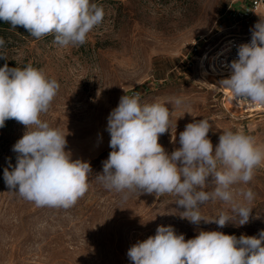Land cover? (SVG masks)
<instances>
[{"label": "rangeland", "instance_id": "374dc122", "mask_svg": "<svg viewBox=\"0 0 264 264\" xmlns=\"http://www.w3.org/2000/svg\"><path fill=\"white\" fill-rule=\"evenodd\" d=\"M242 1L90 0L103 6L104 20L85 44L67 48L54 44V35L36 39L8 26L2 36L8 60L0 59V67L31 64L58 81V94L41 119L68 132L66 150L73 159L89 162L92 171L88 192L68 209L37 207L21 198L9 191L3 172L9 162L15 165L12 148L26 128L14 119L5 122L0 128V264H133L128 249L154 236L161 225L173 226L186 240L201 230L237 238L264 230V167L249 184L235 186L255 193L249 222L241 226L233 218L223 228L182 219L185 209L173 195L133 194L124 201L96 180L112 151L107 117L126 94L139 93L142 104L184 99L186 106L167 104L172 127L158 143L169 154L180 147L186 124L202 118L213 125L208 138L214 147L225 129L243 130L264 145V112L246 114L231 106L202 57L229 34L248 33L264 19L262 7L239 23L228 10ZM211 180L205 190L211 189ZM226 211L228 205L221 202L200 208L205 219Z\"/></svg>", "mask_w": 264, "mask_h": 264}, {"label": "clouds", "instance_id": "9594fccd", "mask_svg": "<svg viewBox=\"0 0 264 264\" xmlns=\"http://www.w3.org/2000/svg\"><path fill=\"white\" fill-rule=\"evenodd\" d=\"M105 17L103 6L90 0H0V20L12 28L22 26L40 39L54 35L61 48L81 46L87 35ZM0 59L8 60L2 51ZM231 74L219 81L239 101L264 107V19L252 30L251 42L238 46V59L231 61ZM60 85L31 64L24 68L0 67V128L14 119L25 126L13 145L15 165L9 162L3 179L9 191L37 207L76 204L89 190L91 165L73 159L65 133L41 119L58 94ZM140 94L123 95L107 117L112 151L96 180L126 201L133 194L177 197L184 208L180 216L194 225L215 222L223 228L233 218L239 225L249 222L255 199L249 184L264 167V145L243 130L225 129L213 145L208 138L212 123L194 120L179 133L180 147L170 154L158 143L172 127L168 103L186 106L182 98L142 104ZM176 128V125H175ZM211 177V189L208 178ZM209 202L228 205L217 218L205 219L201 206ZM133 264H264V230L258 236L199 231L191 239L173 226H158L156 234L138 241L127 252Z\"/></svg>", "mask_w": 264, "mask_h": 264}, {"label": "built area", "instance_id": "2783aa9c", "mask_svg": "<svg viewBox=\"0 0 264 264\" xmlns=\"http://www.w3.org/2000/svg\"><path fill=\"white\" fill-rule=\"evenodd\" d=\"M262 7H264V0H243L239 6H235L228 12L233 14L239 23L248 22ZM251 37L252 31L243 34L231 33L220 40L212 51H206L202 57H205V64L210 73L220 80L228 78L231 74V61L238 59V46L250 43ZM220 90L225 97H229L228 103L241 112L246 114L264 112V107L253 106L244 101L236 100L229 91L222 88Z\"/></svg>", "mask_w": 264, "mask_h": 264}, {"label": "trees", "instance_id": "16d2710c", "mask_svg": "<svg viewBox=\"0 0 264 264\" xmlns=\"http://www.w3.org/2000/svg\"><path fill=\"white\" fill-rule=\"evenodd\" d=\"M8 26H10L9 23H6L4 22L3 20H0V37H2L4 34L3 33H6V31L8 30ZM15 30L17 31H20L22 32V34H26L28 33L26 29H24L23 27L22 28H15Z\"/></svg>", "mask_w": 264, "mask_h": 264}, {"label": "bare ground", "instance_id": "6f19581e", "mask_svg": "<svg viewBox=\"0 0 264 264\" xmlns=\"http://www.w3.org/2000/svg\"><path fill=\"white\" fill-rule=\"evenodd\" d=\"M224 90H226V89H224ZM226 91H228V90H226Z\"/></svg>", "mask_w": 264, "mask_h": 264}]
</instances>
